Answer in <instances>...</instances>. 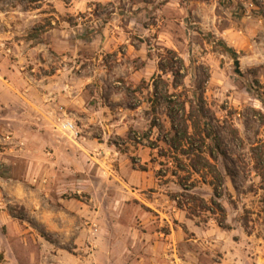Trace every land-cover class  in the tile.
Listing matches in <instances>:
<instances>
[{
  "label": "rangeland",
  "instance_id": "obj_1",
  "mask_svg": "<svg viewBox=\"0 0 264 264\" xmlns=\"http://www.w3.org/2000/svg\"><path fill=\"white\" fill-rule=\"evenodd\" d=\"M0 84L19 99L0 109V178L52 193L57 177L99 209L89 255L119 248L128 202L162 264H264V0H0ZM31 235L13 264H47L53 240Z\"/></svg>",
  "mask_w": 264,
  "mask_h": 264
},
{
  "label": "crops",
  "instance_id": "obj_2",
  "mask_svg": "<svg viewBox=\"0 0 264 264\" xmlns=\"http://www.w3.org/2000/svg\"><path fill=\"white\" fill-rule=\"evenodd\" d=\"M15 92L17 91L14 88L12 92L8 87L0 84V109L15 107L19 104L18 97L14 95ZM8 96L10 99L7 98ZM45 111L46 109L43 107L39 109V113H41L38 116L40 129H42V125H47L46 119H49ZM55 153H50L54 164L58 162ZM0 163H9L8 158H2ZM51 183L54 192L42 193L40 189L37 192H32L26 183L0 178V195H5L4 198L0 196V251H3L4 261L14 263L9 258L13 256L15 244L26 243L25 234L32 232L34 236L31 235V237L35 241V233L42 231L49 234L53 240L52 243L43 241L40 244L42 253H45L42 255H48L47 264H77L78 261L80 264H89L92 260L102 264H162L163 256L158 252V243L148 244L145 241L144 233H139L138 229L123 222V212L129 208L128 202L122 203L117 215L118 221H115L120 233L119 248L112 249V247L106 246L103 250L100 248L96 254L89 255L81 241L84 237L82 226L89 219L102 224L100 210H90V205L67 196L65 194L67 184L62 183L64 187H60L59 178H53ZM122 197L124 201L132 199L128 194H123ZM10 203L22 210L23 219L12 217L8 206ZM93 207H97L96 204ZM145 223L146 221L142 220V223L139 224L144 226ZM143 226H138V228ZM78 234L80 240L77 239ZM38 239L41 240L39 236ZM72 244L78 246L80 254L76 255L68 251L67 248ZM36 262L30 260L29 264ZM43 263L44 261H42Z\"/></svg>",
  "mask_w": 264,
  "mask_h": 264
},
{
  "label": "built area",
  "instance_id": "obj_3",
  "mask_svg": "<svg viewBox=\"0 0 264 264\" xmlns=\"http://www.w3.org/2000/svg\"><path fill=\"white\" fill-rule=\"evenodd\" d=\"M59 130L68 136L71 140H76L79 138V130L77 129L74 122L71 120H61L59 124ZM11 135H8L5 139L11 140ZM17 145L21 148L23 146L22 142H17Z\"/></svg>",
  "mask_w": 264,
  "mask_h": 264
},
{
  "label": "water",
  "instance_id": "obj_4",
  "mask_svg": "<svg viewBox=\"0 0 264 264\" xmlns=\"http://www.w3.org/2000/svg\"><path fill=\"white\" fill-rule=\"evenodd\" d=\"M233 67H234V73L237 74V75H240L239 62L238 61H235L233 63Z\"/></svg>",
  "mask_w": 264,
  "mask_h": 264
},
{
  "label": "trees",
  "instance_id": "obj_5",
  "mask_svg": "<svg viewBox=\"0 0 264 264\" xmlns=\"http://www.w3.org/2000/svg\"><path fill=\"white\" fill-rule=\"evenodd\" d=\"M169 118H170V120L172 122V125H173V123H174L175 120L173 119V116H172L171 112L169 113Z\"/></svg>",
  "mask_w": 264,
  "mask_h": 264
}]
</instances>
